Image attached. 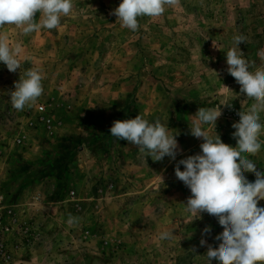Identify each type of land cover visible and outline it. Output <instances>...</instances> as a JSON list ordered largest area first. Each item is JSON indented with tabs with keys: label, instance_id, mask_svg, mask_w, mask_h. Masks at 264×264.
Instances as JSON below:
<instances>
[{
	"label": "rangeland",
	"instance_id": "374dc122",
	"mask_svg": "<svg viewBox=\"0 0 264 264\" xmlns=\"http://www.w3.org/2000/svg\"><path fill=\"white\" fill-rule=\"evenodd\" d=\"M119 2L74 0L52 30L0 27L22 62L16 72L0 63V264H208L207 247L218 246L223 229L207 213L192 220L190 189L174 168L201 151L189 129L199 107L221 108L215 131L235 146L232 124L254 101L227 72L225 53L243 35L250 70L264 71V0H178L138 18L136 31L115 16ZM32 67L44 92L18 111L9 94ZM137 114L176 133L175 160L154 161L110 135L114 120ZM261 143L250 157L257 170L264 132ZM169 229L173 239L160 240Z\"/></svg>",
	"mask_w": 264,
	"mask_h": 264
},
{
	"label": "clouds",
	"instance_id": "9594fccd",
	"mask_svg": "<svg viewBox=\"0 0 264 264\" xmlns=\"http://www.w3.org/2000/svg\"><path fill=\"white\" fill-rule=\"evenodd\" d=\"M177 3L178 0H120L113 12L122 27L136 31L138 18L159 17L166 6ZM73 7L74 0H0V27L19 26L25 35L38 29H56L62 18L72 13ZM37 13L41 14L39 22ZM245 42L243 35L234 36V47L225 53L227 72L240 85V93L254 101L247 112L237 113L239 120L232 124L235 146L224 143L215 131L221 108L218 105L199 107L189 129L191 135L202 139L201 151L180 159L174 168L175 176L190 189L191 195L184 205L196 213L192 220L207 213L215 217L223 229L216 237L218 246L207 247L208 264L213 261L216 264H264V205L260 204L264 201V169L257 170L250 158L262 148L264 123L260 114L264 112V71L250 70L251 64L239 47ZM19 51V47L11 46L0 37V63L9 72L22 67ZM43 79L40 68L26 69L9 94L12 107L22 111L35 102L44 92ZM224 104L228 103L220 105ZM205 125H211L215 135H210ZM168 129L166 122L159 119L150 122L137 114L134 118L114 120L109 132L117 140L137 146L144 156L154 161L165 157L175 160L180 148L176 133ZM245 173H253L255 180L249 181ZM174 230L161 231L160 240L173 239ZM210 231V227L204 229L205 233ZM200 244L204 246L207 241L202 238Z\"/></svg>",
	"mask_w": 264,
	"mask_h": 264
},
{
	"label": "built area",
	"instance_id": "2783aa9c",
	"mask_svg": "<svg viewBox=\"0 0 264 264\" xmlns=\"http://www.w3.org/2000/svg\"><path fill=\"white\" fill-rule=\"evenodd\" d=\"M37 109H38V111L41 112V111H43L44 108H43V106H38ZM44 121L47 122V123H50V120L49 119H45Z\"/></svg>",
	"mask_w": 264,
	"mask_h": 264
}]
</instances>
